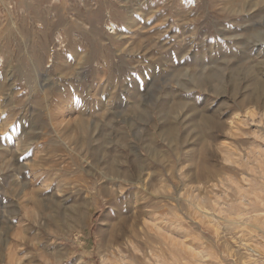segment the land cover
Instances as JSON below:
<instances>
[{
    "label": "rangeland",
    "instance_id": "rangeland-1",
    "mask_svg": "<svg viewBox=\"0 0 264 264\" xmlns=\"http://www.w3.org/2000/svg\"><path fill=\"white\" fill-rule=\"evenodd\" d=\"M0 264H264V0H0Z\"/></svg>",
    "mask_w": 264,
    "mask_h": 264
}]
</instances>
